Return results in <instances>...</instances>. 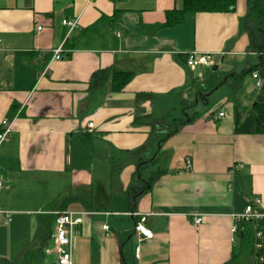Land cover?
Segmentation results:
<instances>
[{
	"label": "crops",
	"instance_id": "crops-1",
	"mask_svg": "<svg viewBox=\"0 0 264 264\" xmlns=\"http://www.w3.org/2000/svg\"><path fill=\"white\" fill-rule=\"evenodd\" d=\"M185 1L0 0V263L59 264L45 247L71 211L86 212L73 264H254L231 225L264 209V53L248 50V0L164 25ZM116 72L133 78L117 88ZM129 213L153 231L139 258Z\"/></svg>",
	"mask_w": 264,
	"mask_h": 264
},
{
	"label": "built area",
	"instance_id": "built-area-1",
	"mask_svg": "<svg viewBox=\"0 0 264 264\" xmlns=\"http://www.w3.org/2000/svg\"><path fill=\"white\" fill-rule=\"evenodd\" d=\"M64 25H69L72 30L77 26L76 21L63 20ZM70 33H67L69 36ZM67 38V37H66ZM64 51L63 45L57 48L54 52V58H61ZM186 64L190 68H195L198 65H213L212 56L208 53L192 52L187 55ZM255 79V84L258 88L263 87L264 82L257 72L252 74ZM93 122L89 126H93ZM2 129H0V145L6 140L11 131L12 123L7 120L2 121ZM189 165V161H188ZM241 168L240 164L234 166V171ZM3 187V179L0 175V189ZM86 212H71L61 211L54 215V231L51 235L52 244L45 247V253L56 254L59 264H73V249L72 239L75 233L76 226L83 223ZM131 216H138V213H129ZM148 215H139L135 223L134 234L137 237L138 244L135 247V258L140 257L141 243L145 239L153 237V231L147 227ZM233 223L231 225V233L234 236H239L240 225L242 222H252L255 227L252 242V254L254 256V264H262L264 262V255L258 254L264 248V209L261 206L260 199H255L254 202L247 205L245 211L239 214L232 215ZM203 222V216H198L194 219V226H199ZM103 229L108 230V225H103Z\"/></svg>",
	"mask_w": 264,
	"mask_h": 264
},
{
	"label": "trees",
	"instance_id": "trees-1",
	"mask_svg": "<svg viewBox=\"0 0 264 264\" xmlns=\"http://www.w3.org/2000/svg\"><path fill=\"white\" fill-rule=\"evenodd\" d=\"M237 0H186L181 10H172L167 13V20L164 25H172L180 22L187 12H226L234 9ZM248 13L244 20V28L249 34L250 45L248 50L264 53V0H248ZM70 53L68 54V56ZM99 73H94L90 84L91 89L100 87L97 83ZM133 78L131 72H116L114 81L116 87L122 88ZM258 120V128L264 132V104H257L252 108ZM156 121H154V125ZM178 125V124H176ZM172 129L170 132H174ZM153 179V178H152ZM255 231L252 222H242L240 225L239 239L242 245L252 249L253 234ZM264 255V248L258 252ZM125 264V263H123ZM264 264V262L262 263Z\"/></svg>",
	"mask_w": 264,
	"mask_h": 264
},
{
	"label": "rangeland",
	"instance_id": "rangeland-1",
	"mask_svg": "<svg viewBox=\"0 0 264 264\" xmlns=\"http://www.w3.org/2000/svg\"><path fill=\"white\" fill-rule=\"evenodd\" d=\"M218 66H219V69H214L212 65L208 66L207 69H208V71H209V72H208L209 75H210V74H211V75H212V74L215 75V74L218 73L219 76H222V75H223L222 70H223V68H224V66H225V63H219ZM198 71H199V70H198ZM211 75H210V76H211ZM222 87H225V86H222ZM223 89H224V88H223ZM217 92H218V91H217ZM240 94H241V93H240ZM237 240L240 242V239H239L238 237H237ZM246 248H247V250H246V252H247L249 246L247 245ZM0 264H2V263H0Z\"/></svg>",
	"mask_w": 264,
	"mask_h": 264
}]
</instances>
